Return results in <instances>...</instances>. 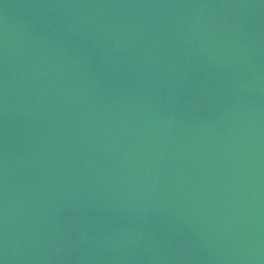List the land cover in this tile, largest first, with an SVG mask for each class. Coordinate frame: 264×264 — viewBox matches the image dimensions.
<instances>
[{
  "label": "water",
  "instance_id": "95a60500",
  "mask_svg": "<svg viewBox=\"0 0 264 264\" xmlns=\"http://www.w3.org/2000/svg\"><path fill=\"white\" fill-rule=\"evenodd\" d=\"M0 264H264V0H0Z\"/></svg>",
  "mask_w": 264,
  "mask_h": 264
}]
</instances>
